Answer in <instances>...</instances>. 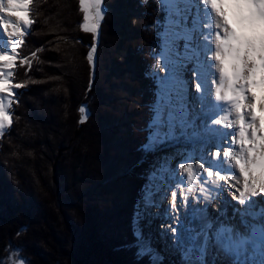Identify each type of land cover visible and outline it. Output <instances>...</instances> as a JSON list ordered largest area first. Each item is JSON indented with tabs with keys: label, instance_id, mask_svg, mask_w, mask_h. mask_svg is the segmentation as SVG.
Wrapping results in <instances>:
<instances>
[{
	"label": "trees",
	"instance_id": "16d2710c",
	"mask_svg": "<svg viewBox=\"0 0 264 264\" xmlns=\"http://www.w3.org/2000/svg\"><path fill=\"white\" fill-rule=\"evenodd\" d=\"M104 7L94 75L79 0H36L32 8L41 9L40 22L20 49L28 62L15 70L27 87L0 139V258L17 250L28 264H149L124 246L135 241L133 220L155 159L141 150L157 91L146 74L161 51L166 12L158 0Z\"/></svg>",
	"mask_w": 264,
	"mask_h": 264
},
{
	"label": "snow or ice",
	"instance_id": "6c2138e0",
	"mask_svg": "<svg viewBox=\"0 0 264 264\" xmlns=\"http://www.w3.org/2000/svg\"><path fill=\"white\" fill-rule=\"evenodd\" d=\"M159 2L167 13L160 33L162 60L146 74L157 85L152 109L155 130L141 150L151 153L181 142L189 147L161 157L149 173L142 188L143 206L138 202L135 214V241L124 247H135L138 261L147 257L149 264H164V255L145 238L140 222L146 216L160 218L167 200L164 218L172 223L161 225V235H171L184 264H264V0ZM35 3L29 0L20 17L29 30L40 22L36 12L41 9L32 10ZM104 5L105 0H79L80 28L93 37L86 53L93 75L99 34L107 17ZM213 14L216 24L209 22ZM6 27L9 33L0 32V46L11 44L20 34L14 25ZM210 29H215L211 35ZM20 66L10 54L0 57V139L15 122L18 101L13 104L12 99L17 89L27 87L16 79L15 69ZM79 112L83 124L89 116L87 105L80 106ZM177 156L184 157L177 169L186 174V189L169 183L177 175L172 168ZM194 159L212 163L186 162ZM226 192L235 205L231 215L227 207L213 208L223 219L209 218V206ZM200 201L204 206H196ZM181 212L189 217L188 224ZM177 225L188 234L186 241L177 235ZM0 264L6 261L0 258ZM20 264H25L23 258Z\"/></svg>",
	"mask_w": 264,
	"mask_h": 264
},
{
	"label": "rangeland",
	"instance_id": "374dc122",
	"mask_svg": "<svg viewBox=\"0 0 264 264\" xmlns=\"http://www.w3.org/2000/svg\"><path fill=\"white\" fill-rule=\"evenodd\" d=\"M26 1V3H25V8H26V10L28 9V6H29V0H25ZM159 1V0H158ZM161 4V6L166 10V6L164 5V4H162V3H160ZM18 30H17V33H20L19 35H18V38L17 37H15L14 38V40H13V43H16L17 45H18V50H19V47H21V44H22V42H23V40H24V37L27 35V33L29 32V27L27 28V30H24V28L22 27V25L21 24H19L18 26ZM164 31V30H163ZM162 46V45H161ZM162 52H163V48L161 47V52L159 53V55L157 56V59H156V64H157V62L158 61H161L162 60ZM18 59H19V55H18V57H17ZM20 62H28L27 60H26V58H23L22 56L20 57ZM155 67V66H154ZM154 67H153V69H154ZM48 68V66H46V62H45V69H47ZM153 69L151 70V72L153 71ZM48 73V70L46 71V73L45 74H47ZM8 75H11V72L8 74ZM160 75H164V73H160ZM155 80V79H154ZM19 89V88H18ZM18 89H17V91H18ZM37 91H38V89H37ZM16 97V96H15ZM45 99H47V100H50V97H48V95H46L45 96ZM13 100H14V98H13ZM12 100V101H13ZM155 104V103H154ZM153 107H154V105H153ZM28 114H29V117L30 118H32L33 120H34V114L32 113V111H31V109H29V111H28ZM153 115H154V112H153ZM41 116V115H40ZM151 122H152V120H151ZM148 130H149V128H148ZM155 129H154V126L151 124V126H150V130H149V136H148V142L146 143V144H149L150 143V137H151V135H152V133H153V131H154ZM8 131V130H7ZM184 147H189L188 145H185V144H181V143H179V144H170V145H164V146H162L159 150H157V151H155V152H151V154H154L155 155V159H154V162L152 163V164H150V169L148 170V175H149V173L155 168V167H157L158 165H159V163L161 162L160 161V158L161 157H163V156H165L166 154H172V153H175L176 151H177V149H180V148H184ZM9 151V150H8ZM7 151V152H8ZM182 159H184V157H181V156H177V159H176V161L175 162H173V164H172V168L173 169H175L176 171H179L178 169H177V164L180 162V160H182ZM186 162H193L194 164H195V162H196V159H194V160H187ZM209 163H212L211 161H209ZM208 163V164H209ZM214 164V163H213ZM212 164V166H213V168H214V170H216V165L214 164L213 165ZM186 177V174L185 173H181V172H179V176H178V178H177V175H176V178H175V180H170L169 181V183L170 184H181L180 183V180L182 179H184ZM147 183H148V177H147ZM122 185H123V193L125 194V188L127 187V185H126V183H122ZM126 186V187H125ZM64 188L65 187H63V186H61V189H63L64 190ZM180 188L181 189H185L184 188V186L181 184L180 185ZM58 189V188H57ZM176 190H179V189H176ZM109 194H113V192L112 191H110L109 192ZM121 195V193H117V194H115L116 196L117 195ZM124 194H122V196L124 197ZM118 195V196H119ZM120 197V196H119ZM38 202L40 203V201L38 200ZM16 206V205H15ZM143 206V201L141 202V204H140V207H142ZM166 206H168V203H167V200H165V202L163 203V206L161 207V209H160V211H162L163 212V207H166ZM101 207V206H100ZM102 208V207H101ZM192 208V207H191ZM210 209L211 208H209V211H210ZM149 211H151V210H149ZM67 215V214H66ZM148 220H150V221H152V223H153V226H147V221ZM163 222V223H162ZM166 222V220H163V219H161L160 220V218H158V219H153L151 216H146L145 217V219H143L141 222H140V227L143 229V232H144V235H145V238L146 239H148V240H150L151 241V243H152V245L156 248V249H158V250H160L161 251V253L164 255V257H165V259H164V264H184V261L183 260H181V253L180 252H176V250H175V248L173 247V242H170L169 240V242L168 241H166V240H164V239H162V237H164V236H162L161 235V233H162V228H161V225L162 224H166L165 223ZM135 223H136V220H135ZM162 223V224H161ZM39 224H41V223H39ZM46 224L47 223H45V224H43L42 225V227L43 228H45V229H47V231H49V229H48V226H46ZM40 226V225H39ZM49 232H51V231H49ZM161 243H165V246L164 245H162ZM22 257L20 256V252L19 251H17V250H12V251H10V253H8L7 254V256L6 257H4L3 259L6 261V264H20V259H21ZM24 259V258H23ZM25 260V259H24ZM25 264H28L27 263V261L25 260Z\"/></svg>",
	"mask_w": 264,
	"mask_h": 264
},
{
	"label": "bare ground",
	"instance_id": "6f19581e",
	"mask_svg": "<svg viewBox=\"0 0 264 264\" xmlns=\"http://www.w3.org/2000/svg\"><path fill=\"white\" fill-rule=\"evenodd\" d=\"M25 3H26L25 0H0V32H2L5 36H7L8 33H9V27H6L8 25H14V26H16V31H17L18 30V27L17 26L19 24H21L22 27L24 28V30H27V28H28L27 25L20 18L21 17V14H22V11L26 10ZM209 22L211 24H216L217 23V21L214 18V14H213V18ZM214 30L215 29H210L209 30V34L211 35L212 31H214ZM14 38L12 39L11 44L4 43L2 46H0V57L4 56L6 54H10V55H12L13 57H16V58L18 57V53H19V51H18V45L16 43H13ZM11 63L12 62H9L10 65H11ZM181 144H183V143L181 142ZM199 163H205L206 166H207L208 163H209V161L196 159L195 164L198 165ZM217 167L218 166L216 165V170H217ZM197 171L199 173V169H197ZM180 183L186 189V187H187L186 177L183 180L181 179L180 180ZM205 185H208V181L207 180H205ZM177 191H179V190H177ZM215 194L216 195H219V193H215ZM230 195H231L230 192H226V194L224 196L220 197V199H217L213 205L209 206V208H211L210 211H209V213H208L209 218H212L214 220L215 219H221V220L223 219L222 217H218L217 211H213L212 210L213 208H216L217 210H219L221 208L227 207L228 208V211H229V215H231V213H232V207L235 206V205H234V202H232L230 200ZM192 206L193 205L190 203L189 204V213L191 211V207ZM196 206H198V207L204 206L203 205V201H200L199 203H197ZM167 209H168V206L163 207V209H162L163 212L160 211V220L161 219L166 220L164 218V212H166ZM181 215L184 218L185 224H188L189 223V217L188 216H185L183 212H181ZM149 221L150 220L147 221V226H149V227L150 226H153L152 221H151V223H149ZM166 222H165L166 224L172 223V221L170 219L166 220ZM234 223L238 224L239 223L238 219L236 221H234ZM177 228H178L177 235L181 236V238L186 241L188 234L186 232H184V230L182 228H180L178 225H177ZM163 236L164 237H162V239H164L166 241L169 240L170 242L175 243L173 241V239H172V237H171L170 234L165 233ZM161 244L165 246V243H161ZM174 248H175V250H176L177 253L180 252L179 248H176V247H174ZM218 264H219V262H218Z\"/></svg>",
	"mask_w": 264,
	"mask_h": 264
}]
</instances>
